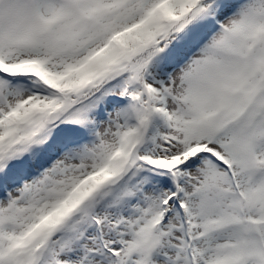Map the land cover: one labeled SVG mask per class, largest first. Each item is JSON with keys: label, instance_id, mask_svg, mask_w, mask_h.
Listing matches in <instances>:
<instances>
[{"label": "snow or ice", "instance_id": "6c2138e0", "mask_svg": "<svg viewBox=\"0 0 264 264\" xmlns=\"http://www.w3.org/2000/svg\"><path fill=\"white\" fill-rule=\"evenodd\" d=\"M0 264H264V0H0Z\"/></svg>", "mask_w": 264, "mask_h": 264}]
</instances>
